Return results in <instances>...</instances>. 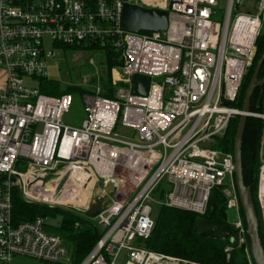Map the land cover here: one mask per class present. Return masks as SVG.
<instances>
[{"label": "built area", "instance_id": "1", "mask_svg": "<svg viewBox=\"0 0 264 264\" xmlns=\"http://www.w3.org/2000/svg\"><path fill=\"white\" fill-rule=\"evenodd\" d=\"M125 1L168 12V28L136 32L122 24ZM0 0V264L15 255L42 264H73L63 238L48 231L47 216L13 220V192L27 203L88 211L98 198L111 201L98 215L105 233L80 264H201L148 249L156 225L154 197L168 177L161 206L203 215L211 191L222 187L234 211L240 245L253 264L236 187L233 152L217 147L254 63L264 27V0ZM55 46L101 44L122 54L113 98L83 95L85 117L65 123L73 94L59 96L25 83L48 77L45 38ZM134 76L150 78L147 95L133 92ZM264 120V112L251 111ZM118 127L131 130L120 134ZM111 184V190L105 186ZM257 199L264 229V157ZM96 215V216H98ZM114 216L112 222L108 219ZM96 225L99 224L96 222ZM102 229V228H101ZM234 240V239H233ZM229 252V249H226Z\"/></svg>", "mask_w": 264, "mask_h": 264}, {"label": "trees", "instance_id": "2", "mask_svg": "<svg viewBox=\"0 0 264 264\" xmlns=\"http://www.w3.org/2000/svg\"><path fill=\"white\" fill-rule=\"evenodd\" d=\"M148 32V31H140ZM72 48H85L92 51L105 52L106 56L112 57L118 53L104 47L101 44H93L90 46H65ZM264 53V27L258 39V52L256 54L253 65L244 78L240 89V94L235 105L242 109L243 100L247 91V87L254 74L258 60ZM113 62L115 61L114 58ZM113 65L117 63H112ZM41 83V91L59 96L64 93H71L69 87H62L60 81L44 77ZM108 93L104 96L113 98L114 91L111 84L106 85ZM79 87V91L86 93L87 88ZM75 87V88H77ZM74 88V87H72ZM74 91H77L74 89ZM89 92V91H88ZM258 95H254L252 99V111L263 110L264 106H257ZM239 116L235 117L226 131L225 135L218 140L217 147L233 152ZM264 133V120L249 116L246 124L244 140H243V176L246 185L250 186L253 192V198L257 209L260 224V237L264 245V229L261 222L260 206L257 199L259 171L262 164L261 147ZM13 220L17 224L25 220H33L37 216H49L51 213H66V218L60 227L48 229V231L60 235L66 245L72 251L73 264H80L84 258L93 249L99 239L105 233V230L99 228L96 223L90 222L89 219L79 214L62 209L59 207L50 208L39 203L25 202L17 190L13 192ZM101 210L94 213L98 215ZM241 215L243 223L246 226L245 215L241 207ZM206 222V230H200V222ZM199 226V228H198ZM232 231L237 233V229L230 225L228 220L227 196L222 187H214L208 202V207L203 215L195 212L162 206L159 217L156 219L155 228L149 239L144 241L145 246L156 252L166 255L188 259L201 264H247L244 260L245 246H234L230 251L231 256L228 258V244L234 239L229 240L219 237L216 231ZM231 240V241H230ZM229 252V254H230ZM254 264V262H253Z\"/></svg>", "mask_w": 264, "mask_h": 264}, {"label": "rangeland", "instance_id": "3", "mask_svg": "<svg viewBox=\"0 0 264 264\" xmlns=\"http://www.w3.org/2000/svg\"><path fill=\"white\" fill-rule=\"evenodd\" d=\"M257 0H246L247 5L243 8H241V11L245 10H251L255 11V5ZM218 14L215 16V19L222 20L224 13L226 11V0H221L219 6L217 7ZM45 45L47 49H55L57 51V55L48 59V77L53 80L60 81L62 87H69L70 90H72L73 94V101L70 106L69 111L65 114L64 121L70 126L78 127L81 125L84 117H85V102L83 95L86 93H93L98 86L100 87V93L104 95V93H108L107 90V84H111L113 87L114 95L116 94V91L119 87H121V83L114 84V80L118 78L119 75V68L122 64V54L118 53L112 57L106 56L105 52L101 51H92L85 48H72V47H64L62 45L55 46L52 42V40L49 37L45 38ZM258 45V43H257ZM115 53V51H113ZM258 52V48H257ZM117 53V52H116ZM117 60V64L113 65V59ZM41 78H32V77H26L25 83L30 86H36L41 87L42 83ZM87 88V92L83 94V92L79 91V87ZM77 87V88H75ZM76 89L77 91H74ZM90 90V91H89ZM89 91V92H88ZM259 112H264L263 110H259ZM117 131L120 134H126L130 132L131 130H126L122 127H118ZM262 156V154H261ZM173 188V184L170 182L168 177H165L163 181L160 183L156 193L154 194L155 199L157 202H153V211H152V217L157 219L160 215L162 206L160 202L163 200L160 197L161 191H171ZM98 190V189H97ZM95 190L93 193V199L90 204V208L88 211H77L78 214L84 219H89L90 222H95L96 216H94V213L103 210L107 207L109 202L111 201L110 195H105L104 198H98L96 195L100 192ZM69 211V210H68ZM242 217V215H241ZM66 218V213H51L49 216H47L46 224L47 229H55L57 227H60L62 223L64 222ZM237 219L236 214L234 211H228V220L230 221V225L234 226L233 222ZM200 230H206V222H200ZM235 227V226H234ZM199 228V226H198ZM236 228V227H235ZM217 235L219 237H223L225 240H229V238H233L234 240H230L231 243L228 244L229 252L234 248V246H242L239 242L238 233L232 232V231H216ZM66 244V243H65ZM244 257V260L247 264L250 263L249 257L247 255L246 249ZM228 252V258L231 256V252L229 254ZM125 252H123L120 264H123L125 261ZM11 264H42L41 261L38 259H35L30 256L26 255H15L12 259Z\"/></svg>", "mask_w": 264, "mask_h": 264}, {"label": "water", "instance_id": "4", "mask_svg": "<svg viewBox=\"0 0 264 264\" xmlns=\"http://www.w3.org/2000/svg\"><path fill=\"white\" fill-rule=\"evenodd\" d=\"M170 1H167V6L170 5ZM168 12L164 8L148 7L138 3H132L125 1L122 10V24L136 32L140 31H163L168 28ZM117 63V60L114 61ZM264 63V53L258 60L254 74L247 87V91L243 100L242 114L239 115V123L237 126V132L234 142V158H235V178L236 187L239 195L241 207L243 209L246 220V236L248 246L252 256L254 264H264V245L260 237V224L257 214L256 205L253 198V192L250 186L246 185L243 176V140L246 129V124L250 112L252 111V99L258 85L264 84V77L259 79V73ZM135 94L147 95L150 85V78L145 76L133 77ZM262 103V98L259 99L258 105ZM261 154L264 157V133L262 139ZM106 190H111V184L105 186ZM109 213L103 212L102 215L96 216V222L99 226L106 230L108 224L103 220L107 218ZM114 216H110L108 221L112 222Z\"/></svg>", "mask_w": 264, "mask_h": 264}, {"label": "flooded vegetation", "instance_id": "5", "mask_svg": "<svg viewBox=\"0 0 264 264\" xmlns=\"http://www.w3.org/2000/svg\"><path fill=\"white\" fill-rule=\"evenodd\" d=\"M263 77H264V63L262 65L260 73H259V79H262ZM254 95L259 96L258 101L260 98H262V103L260 106L263 107L264 106V84L258 85ZM257 105H258V102H257Z\"/></svg>", "mask_w": 264, "mask_h": 264}, {"label": "crops", "instance_id": "6", "mask_svg": "<svg viewBox=\"0 0 264 264\" xmlns=\"http://www.w3.org/2000/svg\"><path fill=\"white\" fill-rule=\"evenodd\" d=\"M90 91V90H89ZM95 91V90H94ZM92 93V92H91Z\"/></svg>", "mask_w": 264, "mask_h": 264}, {"label": "bare ground", "instance_id": "7", "mask_svg": "<svg viewBox=\"0 0 264 264\" xmlns=\"http://www.w3.org/2000/svg\"><path fill=\"white\" fill-rule=\"evenodd\" d=\"M253 262V261H252Z\"/></svg>", "mask_w": 264, "mask_h": 264}]
</instances>
